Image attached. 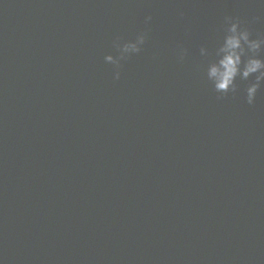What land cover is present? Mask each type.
I'll return each instance as SVG.
<instances>
[{
	"label": "water",
	"instance_id": "water-1",
	"mask_svg": "<svg viewBox=\"0 0 264 264\" xmlns=\"http://www.w3.org/2000/svg\"><path fill=\"white\" fill-rule=\"evenodd\" d=\"M225 16L264 34V0H0V264H264V88L199 54Z\"/></svg>",
	"mask_w": 264,
	"mask_h": 264
},
{
	"label": "clouds",
	"instance_id": "clouds-1",
	"mask_svg": "<svg viewBox=\"0 0 264 264\" xmlns=\"http://www.w3.org/2000/svg\"><path fill=\"white\" fill-rule=\"evenodd\" d=\"M151 16L145 18L150 22ZM259 19V18H256ZM148 39L147 32H139L134 39L124 40L117 36L112 46L117 55L108 54L104 61L114 66L113 79H120L121 62L142 51ZM264 34L252 37V32L238 17L225 16L221 26V35L213 49L201 46L199 54L205 58L206 64L202 71L207 82L219 96L237 95L241 81H247L243 89L244 98L248 105H254L257 94L264 88ZM178 59L183 61L187 50L180 48Z\"/></svg>",
	"mask_w": 264,
	"mask_h": 264
}]
</instances>
